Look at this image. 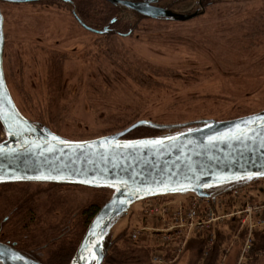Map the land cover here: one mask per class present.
<instances>
[{
    "label": "rangeland",
    "instance_id": "obj_1",
    "mask_svg": "<svg viewBox=\"0 0 264 264\" xmlns=\"http://www.w3.org/2000/svg\"><path fill=\"white\" fill-rule=\"evenodd\" d=\"M82 1L88 0H73L72 6L1 5L4 77L16 107L29 119L43 121L67 140L85 141L119 132L137 120L171 126L139 136L168 137L193 129L181 123L226 121L264 111V0H209L205 10L198 0H189L175 11L205 12L184 24L141 19L125 8L117 10L102 0H89L110 10L109 18L118 19L112 28L115 35L106 38L84 31L71 17L69 10L74 8L90 26L102 27L97 14L77 5ZM127 29L133 30L129 37L116 35ZM56 43L65 48L67 61L57 62L61 72L54 80L47 54ZM250 186L235 198V210L247 198L255 204L264 201V180ZM6 193L0 190V222L11 204ZM110 194L72 188L67 190L66 203L78 215L83 205L102 202ZM230 194L224 197L233 200ZM190 202L192 195L136 203L113 234L123 232L136 242L130 235L143 232L145 246L165 252L154 240L157 218L149 210L157 207L161 215L163 209L183 203L180 210L185 211ZM196 233L192 230L190 239ZM232 244L222 262L230 257L233 264H244L247 255L241 253L242 244ZM186 248L173 264H197Z\"/></svg>",
    "mask_w": 264,
    "mask_h": 264
},
{
    "label": "water",
    "instance_id": "obj_2",
    "mask_svg": "<svg viewBox=\"0 0 264 264\" xmlns=\"http://www.w3.org/2000/svg\"><path fill=\"white\" fill-rule=\"evenodd\" d=\"M105 1L155 20L186 22L197 16L153 7L150 1ZM3 48L0 11V126L4 139L0 141V185L52 183L111 192L87 226L70 264H102L105 239L136 203L170 195L209 198L212 189L264 179V111L226 121L205 120L200 127L162 138L124 140L140 126H152L141 121L108 136L70 141L34 125L19 112L5 81ZM229 260L223 264H231ZM0 264L33 263L0 243Z\"/></svg>",
    "mask_w": 264,
    "mask_h": 264
},
{
    "label": "flooded vegetation",
    "instance_id": "obj_3",
    "mask_svg": "<svg viewBox=\"0 0 264 264\" xmlns=\"http://www.w3.org/2000/svg\"><path fill=\"white\" fill-rule=\"evenodd\" d=\"M68 1L69 3L65 2L64 0H35L31 2H26V3H19V4H32V3L49 4L51 3V4H60L64 6H72L73 0H68ZM118 1H127L130 3H144L146 1H150V5L153 7H158L166 11L175 13V14H181V13H177L175 9L181 5H184L185 2L189 0H118ZM208 1L209 0H203L201 2V6H203L202 10L206 9V3ZM5 3L6 4H17V3H7V2L0 1V11H1V5ZM107 3L110 4L112 7H115V9L117 10H121L122 8L124 9V6L119 5L118 3L115 5L109 2ZM126 10H128L133 15L141 17V19L150 20V18L144 17L133 10H130V9H126ZM69 11H70L71 17L81 29L88 32L89 34H93V35L100 36V37H107L108 35H112L114 30L112 29V26L110 25H114L116 21L118 20L116 18L112 19L109 24L100 27V29H97V28H94L92 26L85 24L82 21V18L78 15L77 11H75L74 8H72ZM204 12L202 11L201 13L200 11H195L194 13H191V14H182V15L189 16V15H193L197 13V16L192 19L194 20L204 15ZM76 15L78 18L76 17ZM151 20H155V19H151ZM192 20H189L186 22H176V21L157 19L155 21H164V22L184 24ZM105 28H106V31L104 33L97 34V32L104 31ZM132 31H133L132 29L130 30L128 29L127 33H121L117 31L116 35L122 38H126L132 34ZM54 48L55 50H51L52 53H48L47 55L50 56V59L52 60L51 64L53 67L54 80H55V62L66 63L67 55L65 54L66 53L65 48L62 49L61 45H57L56 43V45H54ZM53 85H55V81L52 84V86ZM21 114L27 120L32 122L34 125L39 126V127H46L49 130H51L47 124L43 123V121L41 122L33 121L29 119L28 117H26L22 112ZM205 120H209V119H199L197 121L181 123L178 125L180 126L185 125L186 128L199 127V126H202L200 122L205 121ZM141 121H147V122L149 121L151 122L152 126L144 125L140 127H150L152 129L158 130L159 131L158 133H160V131H164V129L167 127H171L168 125H163V124L153 122L151 120H137L136 122L132 123L129 127ZM128 135H126L123 139L124 140H138V139H129L127 137ZM101 137H104V136H101ZM162 137L153 136V137H147V138H162ZM142 139H146V138H142ZM0 188H1L0 190H3L4 192L5 191L12 192V193L19 192V196L21 198L18 203L14 202V203H11L10 206L8 205L9 207L6 208V210L8 209L7 215H4L3 219H1V222H0V243L1 244H4L12 248L19 254L27 257L33 264H55V254H58L63 249V247L67 249L74 248L73 247V245L75 244L74 235H75V231L79 228L78 225H80V223L76 215L73 213V208L69 207L68 203H66V198L68 199V196L66 195L67 190H70L72 188H82V189L84 188L91 189V188L76 186V185L35 183V182L9 183L5 185L2 184L0 185ZM6 188H10V189H6ZM30 212L33 213V217H29L28 219L23 220V217H21V214L23 213L30 214ZM226 227L228 226H222V225L217 226L216 228L217 232H216V236L214 239L213 247L216 244L219 231L222 228H226ZM201 238L202 239L204 238L206 242L205 237H201ZM77 247H75L73 251H71V257L68 260L61 261L62 263L60 264H64L65 262L70 264L77 250ZM213 247L210 249V251L207 253L206 256L204 255L205 251L203 250L202 260L208 257ZM154 251H157V250H154ZM154 251L151 252V255ZM160 252L164 253L165 257L171 258L170 253H167L164 251H160ZM226 252L228 253V249L224 250V253H225L224 255H227ZM105 255H106V252L104 250V258H105ZM151 255H150V258H151ZM180 261L181 259L179 260V262ZM224 261L222 262V264L224 263ZM169 264H173V263H169ZM176 264H180V263H176Z\"/></svg>",
    "mask_w": 264,
    "mask_h": 264
},
{
    "label": "built area",
    "instance_id": "obj_4",
    "mask_svg": "<svg viewBox=\"0 0 264 264\" xmlns=\"http://www.w3.org/2000/svg\"><path fill=\"white\" fill-rule=\"evenodd\" d=\"M249 188H252V186L245 184L237 185L223 191L224 193L209 198H200L192 195L193 202L189 203L191 207L187 205L185 211L180 210L183 203L163 209L161 215L157 207H152L149 210V213H151L150 216L157 218L155 219L156 223L154 225L156 228L152 229L155 234L154 236H156L154 240H156L155 242L158 243L159 247L164 248L165 252L171 254V258H166L164 253L160 251H154L150 258L151 263H174L191 240L190 238L192 236L188 234L192 230L196 231L198 236L206 238L207 249L204 252L206 256L213 247L217 232L216 228L222 225L221 223L223 221H227V223L232 222L231 224L234 225L236 224L238 233L242 230L245 232L241 253L244 256L249 254L253 247L252 232L264 230V201L260 204H255L254 201L247 198L244 201V205H238V210H235L234 205H237L235 198L239 199V195L245 194ZM230 192V197L233 200L224 197L226 193ZM184 196L186 195H171L160 198H182ZM154 199L158 198H151L142 202L152 201ZM199 202L206 203L202 209L200 208L201 203L198 204ZM143 236V232L132 233L130 235L133 241H141L144 238Z\"/></svg>",
    "mask_w": 264,
    "mask_h": 264
},
{
    "label": "trees",
    "instance_id": "obj_5",
    "mask_svg": "<svg viewBox=\"0 0 264 264\" xmlns=\"http://www.w3.org/2000/svg\"><path fill=\"white\" fill-rule=\"evenodd\" d=\"M104 2L107 5H109L111 8L115 9V7H112L106 1ZM77 5L78 6L81 5L82 8L85 7L86 11L91 10L89 12L97 14L98 15L97 21H99L97 23L101 24L102 26L109 24L112 19H115L113 17L109 18L110 16L109 14L111 13V11L107 10L105 7L99 5L98 3L88 0V1H82L80 3L78 2ZM82 21L90 26V24H88L87 21H85V19L82 18ZM116 24H118V20L114 25H110V26H112L113 28ZM92 27H97V26H94L93 24ZM112 35L115 34L112 33ZM55 64H57V66H55V70H56L55 77H56V75L57 74L59 75V72H61V69L57 62H55ZM18 110L19 112L21 111L20 109ZM130 125L124 127V129L129 127ZM193 128H197V127H193ZM158 132H159L158 130L152 129L150 127H139L134 131H132L127 137L129 139H142V138H147L149 136L143 137L139 135H143V134L154 135V133H158ZM0 135H2L1 126H0ZM95 190L104 191V192L109 191L108 189H95ZM225 190H226L225 187H220V188L212 189L210 190V192L213 195H217ZM6 195L9 197V199L6 200L11 203L14 202L18 203L21 199L19 196V192H13V193L8 192L6 193ZM106 200L107 199H103L102 202L91 201L80 208L78 215H76L80 225H78L79 228L75 231V235H74L75 244L73 245L74 248L77 247L87 225L94 217V215L97 213V211L100 209V207L106 202ZM21 217H23V220H25L28 219L29 217H33V213L31 212L30 214L23 213L21 214ZM231 223L232 222H229L228 224L230 225L224 228L227 231H219L216 244L209 253L208 257L203 260H202V255L206 244L205 239L204 238L202 239L201 236H195L189 241L186 251L187 252L190 251L192 254H194L195 261L197 262V264H221L224 257L223 253L225 249L231 247L233 245L232 243L234 242L243 244L245 232L242 230L240 233L235 235V233L237 232V228L234 224ZM252 239H253V248H252L253 250L249 254H247V258L244 264H264V230L254 231ZM144 244H146V242L143 241L130 242L128 237L125 236L123 232L116 235L112 233L108 235V237L105 239L104 250L106 252V255L102 264H151L150 255L151 252L156 249H153L152 246H145ZM73 249L72 248L67 249L63 247V249L58 254H55V264H60L62 263L61 261L68 260L71 257V251H73Z\"/></svg>",
    "mask_w": 264,
    "mask_h": 264
}]
</instances>
